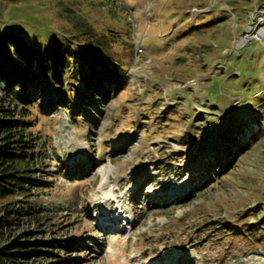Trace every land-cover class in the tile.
Segmentation results:
<instances>
[{
  "label": "rangeland",
  "instance_id": "obj_1",
  "mask_svg": "<svg viewBox=\"0 0 264 264\" xmlns=\"http://www.w3.org/2000/svg\"><path fill=\"white\" fill-rule=\"evenodd\" d=\"M86 21L112 30L129 86L100 116L56 95L37 114L45 187L0 199V247L38 251L15 264H264V0H0V39L38 57ZM229 130L252 144L225 174Z\"/></svg>",
  "mask_w": 264,
  "mask_h": 264
},
{
  "label": "trees",
  "instance_id": "obj_2",
  "mask_svg": "<svg viewBox=\"0 0 264 264\" xmlns=\"http://www.w3.org/2000/svg\"><path fill=\"white\" fill-rule=\"evenodd\" d=\"M111 31L98 36L90 21L83 22L78 25L69 45L54 49L46 58L38 57L14 35L6 33L0 39V84L5 94L12 96L17 103L15 109L6 108L3 106L4 98L0 97L1 200L15 196L25 198L33 187H45L44 180L36 176L40 151L39 138H36L33 128L38 113L48 115L54 110L55 95L59 103L64 100L66 104L72 103V111L80 108L77 116L84 113V107L97 111L100 116L102 109L100 110L98 105L102 104L99 107H104L112 97H116L129 86L126 64L116 59L111 51L110 42L114 41L109 34ZM17 88H20L23 94L16 91ZM88 112L91 114V111ZM255 121H258L259 125L264 124L259 115L255 117ZM235 131H225L222 139L226 143L224 159L216 156L215 163L221 160L223 162L221 173H228L236 165L241 153L252 144L251 140L246 144L242 143ZM215 163L208 165L212 168ZM66 168L64 170L68 172ZM261 203L254 204L255 210H258L256 206ZM6 213L10 214V211ZM8 221H0V231ZM255 225L259 227L258 223ZM262 226L264 227V224ZM39 243L34 241L30 242V245ZM42 244L52 246V242L44 241ZM26 245H29V242L0 247V264H15L18 257L38 254V251L26 254L14 251L25 249Z\"/></svg>",
  "mask_w": 264,
  "mask_h": 264
},
{
  "label": "bare ground",
  "instance_id": "obj_3",
  "mask_svg": "<svg viewBox=\"0 0 264 264\" xmlns=\"http://www.w3.org/2000/svg\"><path fill=\"white\" fill-rule=\"evenodd\" d=\"M263 34H264L263 30H260L258 35H262V36H263ZM249 35H250V34H246V35H245L246 37L243 36V37L240 39V44H243V43L246 41V38L249 37ZM63 132H64V131H63ZM66 139H67V138H66ZM111 171H112V168H106V167H105V168L102 169V173H103L105 176H108V174H109ZM107 193H108L107 190H106V191L104 190V194H107Z\"/></svg>",
  "mask_w": 264,
  "mask_h": 264
},
{
  "label": "built area",
  "instance_id": "obj_4",
  "mask_svg": "<svg viewBox=\"0 0 264 264\" xmlns=\"http://www.w3.org/2000/svg\"><path fill=\"white\" fill-rule=\"evenodd\" d=\"M142 51H143V46H140L139 52H142Z\"/></svg>",
  "mask_w": 264,
  "mask_h": 264
}]
</instances>
